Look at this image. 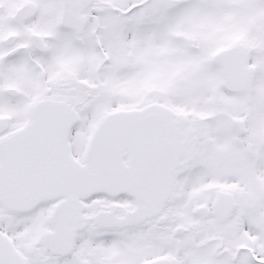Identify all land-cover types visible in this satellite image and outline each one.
<instances>
[{
	"label": "snow or ice",
	"instance_id": "obj_1",
	"mask_svg": "<svg viewBox=\"0 0 264 264\" xmlns=\"http://www.w3.org/2000/svg\"><path fill=\"white\" fill-rule=\"evenodd\" d=\"M0 264H264V0H0Z\"/></svg>",
	"mask_w": 264,
	"mask_h": 264
}]
</instances>
